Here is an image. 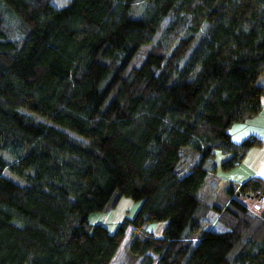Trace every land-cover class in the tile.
I'll return each mask as SVG.
<instances>
[{"label":"trees","instance_id":"trees-1","mask_svg":"<svg viewBox=\"0 0 264 264\" xmlns=\"http://www.w3.org/2000/svg\"><path fill=\"white\" fill-rule=\"evenodd\" d=\"M51 1L0 0V264H264V181L200 195L261 144L228 130L261 108L264 0ZM114 196L134 217L90 224Z\"/></svg>","mask_w":264,"mask_h":264},{"label":"rangeland","instance_id":"rangeland-1","mask_svg":"<svg viewBox=\"0 0 264 264\" xmlns=\"http://www.w3.org/2000/svg\"><path fill=\"white\" fill-rule=\"evenodd\" d=\"M70 0H52L51 1V5L57 9L63 8L65 7ZM169 19H167L163 25H162V29H164L166 27V25L168 24ZM160 34H158L153 41V44L155 42H157L160 39ZM149 46H143L139 49V51L137 52L135 58L130 62L129 67L127 69V72L132 69V68H138L142 61L145 58L146 52L149 50ZM67 132V131H65ZM68 134L75 136L72 133ZM239 144V143H238ZM221 153H216L215 154V159H214V163L219 164L221 162V160H224L223 157L221 156ZM198 161L197 156H193V152H191V150L189 148H184L182 150V159L177 167V172L179 173V175L182 177L184 175H186L189 171V168L191 166H193L194 164H196ZM5 175L7 177L12 178L14 181H16L17 183H22L21 180L16 179L14 177H11L10 173H8L7 171L5 172ZM213 182V178H210L207 181V184L205 186V188L202 190V192L200 193L201 198L206 200L207 203H209V205H213L216 204L220 207H224L227 205L228 199L226 197V195L224 194L223 191V187L226 184H221V185H216ZM115 196L112 198V200L110 201V203L107 205L106 210L104 212V214H95L89 217L88 221L90 224L92 225H96V224H104L107 222V224L109 223L110 225H114L115 222H119L120 220L123 219V217H125L128 214L129 218H133L135 213L137 212V210L140 207V203H136L131 205V203H127V202H123V201H127V200H123L121 202H114L115 201ZM114 202V203H113ZM258 203H264V201L262 202H258ZM247 207H249L253 213H259V211H261L263 207H261V204H257L255 203L254 205H251V202H247ZM131 206H133L131 208ZM106 217H108V219H105ZM217 214L213 211H210L207 216L205 217V219L202 221V229L203 230H212L215 232H221L224 229L218 224L217 222ZM162 224V225H161ZM161 224H146L143 228V230L140 232L139 237L140 238H144L146 237L149 233H151L154 236H159V234H161V227L164 226L163 223ZM129 244L126 246V248L124 249V251L122 252V254L120 255V258L118 259V261L115 264H139L140 263V259L137 258L135 255L130 254L129 252ZM235 253V250H234Z\"/></svg>","mask_w":264,"mask_h":264},{"label":"crops","instance_id":"crops-1","mask_svg":"<svg viewBox=\"0 0 264 264\" xmlns=\"http://www.w3.org/2000/svg\"><path fill=\"white\" fill-rule=\"evenodd\" d=\"M258 84L264 89V78H260ZM228 134L232 142L235 144L241 143L242 141L250 138L259 140L261 144L251 148L242 163L233 170L229 172H222L210 177L213 178V182L216 185L226 184L227 182L240 184L248 179L254 178L264 181V95L261 98V108L258 114L247 117L241 122L231 126L228 130ZM262 201L263 200L260 199L259 201L251 202V205L255 206V203L261 204L258 202ZM261 205V207H263V204ZM261 209L263 210V208ZM262 210L259 211V213L255 212L254 214L259 215ZM105 219H108V217ZM118 223L119 222H115L114 225H110L106 222L104 225L113 229ZM162 228L163 226L161 229Z\"/></svg>","mask_w":264,"mask_h":264}]
</instances>
